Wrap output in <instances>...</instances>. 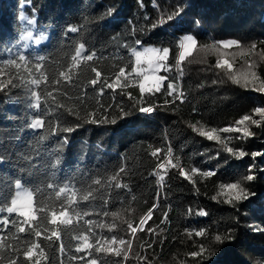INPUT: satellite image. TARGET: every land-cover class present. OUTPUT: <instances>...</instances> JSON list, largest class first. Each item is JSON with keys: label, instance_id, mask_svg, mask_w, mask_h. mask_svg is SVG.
<instances>
[{"label": "trees", "instance_id": "16d2710c", "mask_svg": "<svg viewBox=\"0 0 264 264\" xmlns=\"http://www.w3.org/2000/svg\"><path fill=\"white\" fill-rule=\"evenodd\" d=\"M21 13L34 19L35 25H27ZM169 16L173 18L169 20ZM73 27L77 32L70 31ZM29 30L45 40L24 48L20 37ZM188 34L196 38L197 48L177 65L179 43ZM230 40L240 42V47H219L218 42ZM136 41L142 45L137 46ZM80 44L85 45L83 55L95 53L93 60L87 66L81 61L72 83L47 85L48 90L60 89L54 95L63 107L49 101L46 111H31L26 97L34 87L28 81L38 75L34 65L41 63L50 78L57 77L68 68ZM212 44H217L218 53L201 51ZM252 44L257 46L255 51L242 55V49ZM144 47L170 49L166 63L171 71L160 75L174 82L173 96L162 90L141 98L134 74L122 78L126 87H105L102 94L100 83L95 87L88 83L95 78L92 67L108 83L121 67L127 66L130 73V50ZM9 49L28 58V69L6 63L16 58ZM262 50L264 0H0V205L14 193L16 179L32 189L44 188L45 196L51 191L47 183L62 186L70 181L82 192L91 189L95 196L103 197L80 205L81 211L91 214L73 216V225L61 226L60 241L40 238L46 256L41 257V264H87L91 259L97 264H264V155L255 159L251 155L264 153V121L259 127L248 124L252 137L218 131L219 142L201 137L190 127H242L236 121L246 114L260 119L252 110L264 107V94L255 90L264 81ZM41 56L45 58L42 62L36 59ZM218 59H229L234 71L254 63L260 80L248 88L233 84L225 69L215 67ZM149 103L155 111L139 113V107ZM89 112L104 122H86ZM33 115L45 117V129L27 127ZM65 127L73 131L65 132ZM226 147L243 149L248 155L237 159ZM156 149L161 151L152 157ZM57 157L60 163L52 168ZM168 158L176 167L159 169L158 164ZM192 167L215 174L203 177L191 173ZM181 168L195 184L179 175ZM247 175L255 179L243 180ZM96 178L101 185L93 183ZM238 181L254 195L246 201L226 202L228 194L220 186ZM117 183L120 188L115 187ZM154 204L159 206L152 218L133 235L128 224L138 226ZM201 211L206 215H199ZM7 215L0 212V218ZM14 218L15 214L9 217ZM84 219L95 222L94 231L100 236L130 241L127 260L123 255L75 252L73 236L82 231L79 225ZM200 230L203 235L197 236ZM13 232L11 226L0 231L6 246L0 249V264H7L13 247L18 249L20 264H29L23 260L25 234L17 240ZM217 235L220 241L215 239ZM202 245L201 256L192 257L190 253L200 252ZM73 256L78 259H71Z\"/></svg>", "mask_w": 264, "mask_h": 264}, {"label": "snow or ice", "instance_id": "6c2138e0", "mask_svg": "<svg viewBox=\"0 0 264 264\" xmlns=\"http://www.w3.org/2000/svg\"><path fill=\"white\" fill-rule=\"evenodd\" d=\"M181 10L178 9L177 14H179ZM173 17L169 16L168 19L171 20ZM21 19L26 21L27 25L34 26L35 20L29 19L23 13H21ZM70 31L72 33L77 32L76 28H71ZM33 38V32L27 31L24 35L20 37L22 41H28ZM41 38L35 39L36 44L41 43ZM137 46H141V41H136ZM219 47L222 48H231L233 46L240 47V42L236 40L230 41H221L218 42ZM27 43L24 44V48H27ZM219 47L217 44L212 45H204L201 48V51L208 52H219ZM256 44H252L248 49H242V55H248L251 52L255 51ZM197 48V40L193 35H184L179 43V56L177 60V65L185 60L186 57L191 56L193 50ZM10 54L12 50H8ZM264 51V50H262ZM85 52V45L80 44L79 47L75 49V54L71 56V63L68 68L64 71H60L57 77H49L48 73L44 70L41 63H36L34 65V70L38 73V75L34 76L28 83L34 87L29 88V95L26 97L27 107L35 112L39 113L41 111H46L49 107V101L52 104H56L58 107H63V105L59 104L57 101L56 95L54 93H58L60 89L58 87L53 90H48L47 85L49 83H54L59 85L61 82L64 83H72L73 76L75 75V70L78 69L81 61L86 62L92 61L95 53L83 55ZM170 49L164 47L163 49L154 48V47H144L142 50H137V48H132L130 50V54L133 58L132 67L130 73L126 71L127 66L119 68V71L115 74V79L113 82L108 83L106 80L101 81V72L98 71L95 67L91 68V71L95 74V78L90 79L88 83L95 87L98 83H100V94L103 93L104 88L107 87L109 89H117L126 87V84L122 83V78L125 80L128 78V75L134 74L136 86L139 88V93L141 98L147 94L148 96H155L157 93H161L162 90L166 92L168 96H173L176 92V86L174 82L170 81L167 75H160L161 71L169 72L171 71V66L166 62L169 59ZM16 58L8 59L6 63L11 66H15L19 69L23 66L25 69H28L29 60L28 58L21 52H16L13 54ZM264 58V57H262ZM38 61H44V57H37ZM19 61V63H18ZM87 66V65H86ZM215 67L217 69H225L229 79L233 84L239 85L244 88H248L250 85H255V82L260 80V77L257 75L254 70L255 64L248 63V66L244 70L234 71L233 62L229 59H218ZM167 82L166 88L165 83ZM42 84L44 87H41ZM3 88H0L2 91ZM256 91L264 94V81H261L260 87L255 88ZM131 98V94H129ZM168 103V101H165ZM42 105H44V109H42ZM123 111V109L121 110ZM141 114H151L155 111V108L149 103L148 106H141L138 109ZM253 114L259 116L260 119H254L252 115H243L239 120L236 121V125L242 127H224L223 129L211 128L210 130H204L203 127L197 128L195 124L190 125L194 132H198L201 137H206L209 141H217L221 140V137L217 134L218 131H222L224 133H242L244 138L254 136V133L249 129L248 124L256 125L259 127L261 125V121H264V107H255L253 110ZM127 115V113H125ZM106 119V118H105ZM86 122L89 123H98L104 122L103 120L98 121L95 117L94 112H89L86 115ZM115 123V120L111 121ZM27 127L31 130H42L46 127V119L43 115H33L27 124ZM56 127H59L57 125ZM51 124L49 122V131L51 132ZM65 132H72V127H65L63 129ZM52 134H55L54 132ZM43 139V137H41ZM65 139H67L65 137ZM160 149H156L151 152L152 157H157ZM171 148L169 147L168 156H171ZM226 151L230 154H233L237 159L244 158L248 155L246 151L243 149L235 150L232 147H226ZM252 158L255 159L258 156L264 155L261 152H254L251 154ZM0 162H2V158H0ZM60 160L57 157L54 163L51 165L52 168H55L59 165ZM171 166L175 168L176 165L172 163V160L168 158L165 162L158 164L159 169H166L167 166ZM254 167L253 165H249V170ZM120 172L124 171V168L121 167L119 169ZM191 173H199L203 177H211L215 174L213 170L203 171L196 167L191 168ZM179 175L189 180L191 183L195 184V181L192 177L184 170L180 169ZM112 180L116 179V176L111 177ZM164 179L163 176H160V182ZM255 177L253 175H247L243 177V180L253 181ZM96 185H101V179L96 178L93 181ZM47 189L51 190L47 196L44 195V188H36L32 189L30 187L25 186L20 179H16L14 181V193L11 195L10 199L3 205H0V212H5L8 214L0 218V225H3V228L0 231L8 229L11 226L14 229L12 233L17 240L21 239L20 234H25V243L26 248L23 250V260L29 262V264H41V257H45L44 249L41 247L39 240L41 237L48 241H60L61 240V232L62 227H68L73 225V216L77 218H83L91 214L90 210H80V205L82 203L91 204L96 199H103V197H97L94 195L93 190H84L82 192L81 189L77 188L75 184L72 182H65L62 186H58L56 183L49 182L47 183ZM116 188H120L121 184L117 183L115 185ZM225 192L228 194L229 199L226 201L228 203L233 202H241L246 201L250 198L251 195L245 187H243L241 182L235 183H226L220 186ZM82 194L77 197L78 193ZM54 193V199H53ZM159 199V197H157ZM216 197H213L215 200ZM58 202V203H57ZM107 203V201H105ZM159 205L154 204L153 208L149 209L147 214L141 218L138 226H133V224H128V229L131 230V233L135 235L138 228L139 230H143L147 220H150L153 215V211ZM13 214H15L14 219H9ZM108 213L105 212L104 215ZM199 215H206L205 212L201 211L198 213ZM115 215V213L113 214ZM94 221L92 219H84L83 224L79 225L82 231H79L76 235L73 236V239L77 241L75 246V252L77 253H87L88 255L92 254V251L97 253L103 252L105 254H113L117 257L123 255L124 259L128 258V251L131 249L132 245L130 241H126L123 238H117L116 236H112L111 238L103 237L98 235L94 231ZM48 226H52L49 228ZM151 231V229H149ZM197 236L203 235V230L196 232ZM27 237H35V239L28 240ZM217 241L221 240V237L217 235L215 237ZM116 245V247H113ZM127 246L126 248L123 246ZM5 244L3 243V237L0 236V249L5 248ZM18 249L15 247L12 248V256H10L7 260V264H20L19 257L16 256V252ZM61 254L64 253L65 248L63 243L60 244ZM205 251L203 245L201 246L200 252H192L190 255L192 257L201 256V254ZM71 259H78V257L73 256ZM79 259H83L80 257ZM87 264H97L96 259H91L87 262Z\"/></svg>", "mask_w": 264, "mask_h": 264}, {"label": "rangeland", "instance_id": "374dc122", "mask_svg": "<svg viewBox=\"0 0 264 264\" xmlns=\"http://www.w3.org/2000/svg\"><path fill=\"white\" fill-rule=\"evenodd\" d=\"M35 39H37V37H35V35L33 34V38L32 39H30L28 41H23V42H24V44L27 43L28 47L32 46V45H38V44L35 43ZM44 40H45V38H42L41 42H43Z\"/></svg>", "mask_w": 264, "mask_h": 264}]
</instances>
